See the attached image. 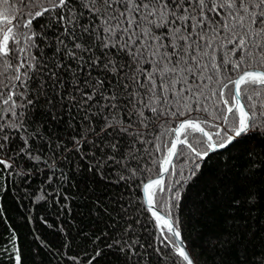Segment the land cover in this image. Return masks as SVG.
<instances>
[{
    "label": "snow or ice",
    "instance_id": "snow-or-ice-1",
    "mask_svg": "<svg viewBox=\"0 0 264 264\" xmlns=\"http://www.w3.org/2000/svg\"><path fill=\"white\" fill-rule=\"evenodd\" d=\"M55 125L67 136L54 139ZM256 137L264 0H0V201L13 176L27 182L43 165L61 211L79 195L104 225L85 264L110 253L122 264H199L185 219L218 202L264 208ZM149 145L163 153L156 174L141 163ZM241 155L250 164L236 172ZM77 176L84 191L70 195ZM40 193L34 199H49ZM9 231L0 260L26 264ZM227 235L213 246L235 245L240 264H264V252L248 256V233Z\"/></svg>",
    "mask_w": 264,
    "mask_h": 264
},
{
    "label": "trees",
    "instance_id": "trees-1",
    "mask_svg": "<svg viewBox=\"0 0 264 264\" xmlns=\"http://www.w3.org/2000/svg\"><path fill=\"white\" fill-rule=\"evenodd\" d=\"M33 23L36 24L37 21ZM45 51L47 52L48 49ZM51 132L54 139L67 136L63 125L52 126ZM251 143L255 145V150L259 154L258 162L264 168V139L256 137ZM149 151L152 153V157L146 153L145 160L141 163L145 164L146 168H151L152 174H156L158 170L162 171L158 161L163 153H156L151 145H149ZM249 164V157L241 155L233 160L230 166H234L236 172H241ZM40 167L42 170L39 173L33 171L27 182L22 178L13 176L11 192L3 194L4 199L0 201L4 209L3 218H0V243L4 244L5 247H11L7 243L12 234L9 231L11 228L22 248L23 259L26 264H73L72 261L62 258L61 253L79 256L80 259L75 264H85L88 255L96 247L91 242L92 233L103 228L104 225L89 214L88 202L79 195L67 205L71 209L70 213L61 211L53 201L51 194L55 180L53 185L44 184L43 181L48 173L43 170V165ZM69 174L71 175V173ZM259 174L261 178H264V171H260ZM4 182L7 183V181ZM74 183H78L79 186H69L67 191L70 195L84 191L85 183L81 176H77ZM41 188L50 194L46 201L34 199L41 194ZM106 191H113V189L109 188ZM138 195H140L139 190L132 193L133 197ZM144 219V217L141 218V224L144 223ZM234 225L240 227L237 228ZM185 228L189 247L193 249V255L200 256L199 264H220L221 260L227 261V264H240L241 258L235 245L226 250H218L213 246L216 237L223 234L224 238L227 239L229 232H240L241 236L248 233L244 239V246H246L247 254L252 260L260 259L259 254L264 252V208L262 207H258L252 212L244 208L233 211L226 202H218L204 209L197 219L191 221L185 219ZM249 228L251 229L250 232ZM138 231L140 230L138 229ZM151 235V231L142 233L145 242ZM66 242L67 248L64 247ZM42 244L48 247H42ZM54 253L55 255H53ZM0 264H12V262L5 257L0 260ZM101 264H122V262L118 255L110 253Z\"/></svg>",
    "mask_w": 264,
    "mask_h": 264
},
{
    "label": "water",
    "instance_id": "water-1",
    "mask_svg": "<svg viewBox=\"0 0 264 264\" xmlns=\"http://www.w3.org/2000/svg\"><path fill=\"white\" fill-rule=\"evenodd\" d=\"M167 178H168V177L165 175V183H166Z\"/></svg>",
    "mask_w": 264,
    "mask_h": 264
}]
</instances>
